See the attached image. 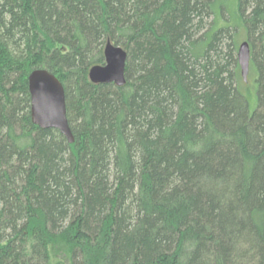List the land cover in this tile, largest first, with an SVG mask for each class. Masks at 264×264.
I'll return each mask as SVG.
<instances>
[{
    "label": "trees",
    "instance_id": "trees-1",
    "mask_svg": "<svg viewBox=\"0 0 264 264\" xmlns=\"http://www.w3.org/2000/svg\"><path fill=\"white\" fill-rule=\"evenodd\" d=\"M217 2L0 0V264H264V0ZM107 42L121 85L88 79ZM37 68L72 143L30 120Z\"/></svg>",
    "mask_w": 264,
    "mask_h": 264
},
{
    "label": "water",
    "instance_id": "water-1",
    "mask_svg": "<svg viewBox=\"0 0 264 264\" xmlns=\"http://www.w3.org/2000/svg\"><path fill=\"white\" fill-rule=\"evenodd\" d=\"M249 44L246 40L237 47V60L244 81L249 67ZM104 64L94 65L88 71L93 83H124L126 52L119 46L107 42L104 46ZM30 96V120L41 129H57L69 143L73 136L66 118L64 89L58 78L44 68L32 70L27 77Z\"/></svg>",
    "mask_w": 264,
    "mask_h": 264
},
{
    "label": "rangeland",
    "instance_id": "rangeland-1",
    "mask_svg": "<svg viewBox=\"0 0 264 264\" xmlns=\"http://www.w3.org/2000/svg\"><path fill=\"white\" fill-rule=\"evenodd\" d=\"M218 6H223L226 7V9H222L221 11V17L217 18V23L219 22V24L224 25L225 23H227L226 21L229 20V22L236 20V14H237V0H218L217 2ZM229 16V17H228ZM229 18V19H228ZM238 32V41H237V45L245 40L244 37V29L242 26L237 27ZM237 47V46H236ZM235 56H236V52H235ZM255 72L252 69V66L249 64L248 67V72L246 75V81L243 82L240 79V88L242 90V92H244L246 98L248 99V103L250 105V108H254L255 104H256V95H255V91H256V83H255ZM61 247H59L60 249ZM61 251H59L57 249L56 254L58 256L63 257V252L62 249H60Z\"/></svg>",
    "mask_w": 264,
    "mask_h": 264
}]
</instances>
